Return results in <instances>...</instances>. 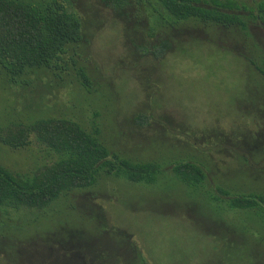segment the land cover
Wrapping results in <instances>:
<instances>
[{
  "label": "rangeland",
  "instance_id": "rangeland-1",
  "mask_svg": "<svg viewBox=\"0 0 264 264\" xmlns=\"http://www.w3.org/2000/svg\"><path fill=\"white\" fill-rule=\"evenodd\" d=\"M68 1L82 40L57 69L14 81L0 69V128L69 119L109 152L159 163L160 173L153 184L101 173L42 209L0 210V264H130L132 245L145 264H264V219L213 202L215 186L264 192V78L242 58L264 69V26L246 21L244 35L186 24L166 35L149 31L145 0L116 11L101 0ZM160 39L170 47L154 59ZM54 159L32 141L0 144V166L13 172ZM179 160L202 167V186L173 177Z\"/></svg>",
  "mask_w": 264,
  "mask_h": 264
},
{
  "label": "trees",
  "instance_id": "trees-1",
  "mask_svg": "<svg viewBox=\"0 0 264 264\" xmlns=\"http://www.w3.org/2000/svg\"><path fill=\"white\" fill-rule=\"evenodd\" d=\"M121 10L128 0H101ZM149 31L174 29L186 24L231 29L246 35V21L264 26V0H145ZM153 34H151L152 36ZM82 40L81 24L68 0H0V69L14 81L34 70L57 69L61 55ZM167 39L151 46L150 54L162 58L170 47ZM245 63L264 78V69L251 59ZM80 85L88 80L78 70ZM69 119L45 117L30 124L0 128V144L22 149L32 141L55 156L28 174L0 166V210L42 209L72 190L92 187L99 176L113 175L131 184H153L160 173L155 161H135L109 152L94 136ZM173 177L187 187L202 186L204 170L184 160L171 163ZM215 197L220 210L253 213L264 219V192L230 193L220 186ZM221 204V205H219ZM130 264H145L130 248Z\"/></svg>",
  "mask_w": 264,
  "mask_h": 264
}]
</instances>
